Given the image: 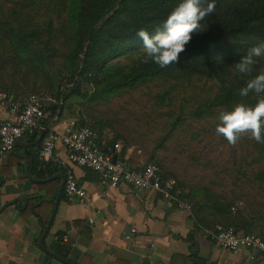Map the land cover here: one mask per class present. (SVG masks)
<instances>
[{
  "label": "trees",
  "instance_id": "trees-1",
  "mask_svg": "<svg viewBox=\"0 0 264 264\" xmlns=\"http://www.w3.org/2000/svg\"><path fill=\"white\" fill-rule=\"evenodd\" d=\"M180 2L0 0V90L16 96H22L18 93L22 91L42 93L45 98L55 99L58 104L51 107L50 118H53L60 103L65 107L72 96L89 101L123 90L141 87L151 90L156 86L159 90L152 106L167 109L172 128L186 119L199 121L207 113L231 110L237 103L254 105L257 101L254 93L241 97L239 91L246 87L247 80L264 72V56L256 58L250 76L237 74L233 65L251 47L264 41V0H203L205 5L214 2L215 10L200 22L199 32L193 34L178 62L165 68L140 63L143 44L137 32L144 29L154 33ZM120 57L129 58L130 62L112 63ZM197 83L207 84V95L199 103L188 106L183 100V90ZM85 86L94 88L93 96L83 91ZM78 124H84L80 115ZM94 125L99 126L98 132L92 129L100 136L107 124L95 121ZM44 132L47 133V127ZM32 137L35 141L37 134ZM120 138L115 134L104 143V149ZM251 143L253 161L264 164V144L253 139ZM126 148L123 145L121 154ZM255 179L264 181V167ZM36 185L42 188L45 182H36ZM175 190L192 201L191 212L205 228L232 226L237 232L253 233V216L243 215L240 207L231 210L235 196L228 199L214 192L204 194L203 188L191 187L185 191L179 183ZM34 198L37 202L30 205L35 212L41 197L29 199ZM30 205L26 210L31 209ZM199 213L202 214L200 221ZM210 215L214 220L207 221ZM194 254L191 252L186 260L193 261ZM78 264L85 263L81 260Z\"/></svg>",
  "mask_w": 264,
  "mask_h": 264
},
{
  "label": "crops",
  "instance_id": "crops-1",
  "mask_svg": "<svg viewBox=\"0 0 264 264\" xmlns=\"http://www.w3.org/2000/svg\"><path fill=\"white\" fill-rule=\"evenodd\" d=\"M18 93L23 96L29 91ZM69 101L65 107L63 104L60 119L50 118L51 107L58 102L51 98L45 101L43 124L47 133L79 126L74 100L71 97ZM9 116L7 109L0 107V122ZM63 121L67 122L64 127L59 125ZM100 137L107 142L108 135ZM34 142L32 135L25 136L12 151L0 155V264H66L38 246L60 184V179L52 176L65 174L66 168L44 160L39 154L40 143ZM122 148L115 156L127 166L145 164L132 147L127 146L124 154ZM55 153L65 157L60 144ZM72 172L86 190L87 205L62 191L43 245L73 264L81 260L85 264H264V256L251 258L247 249L223 250L209 240L207 228L192 212L167 205L151 192L126 184L104 188L95 172L79 166H73ZM36 182L45 185L39 188ZM37 195L41 204L34 212L32 205L37 199L29 198ZM29 205L31 209L26 210ZM191 252L194 258L188 261Z\"/></svg>",
  "mask_w": 264,
  "mask_h": 264
},
{
  "label": "rangeland",
  "instance_id": "rangeland-1",
  "mask_svg": "<svg viewBox=\"0 0 264 264\" xmlns=\"http://www.w3.org/2000/svg\"><path fill=\"white\" fill-rule=\"evenodd\" d=\"M115 62L126 65L130 59L120 57L112 61ZM205 87L208 88L207 84L197 83L184 89V102L193 106L204 100L208 90ZM158 90L156 86L151 90L141 87L89 101L72 96V103L83 125L98 132L95 121L106 122L100 136L108 135L109 141L119 134L120 148L132 147L143 163L156 164L164 176L175 178L185 191L193 187L205 189L204 194L214 192L228 199L235 196V204L242 202L240 212L254 218L252 232L264 236V181L255 179L264 164L253 161L252 138L245 135L235 145H229L215 132L217 112L207 113L199 121L186 119L172 128L167 109L152 106ZM83 91L91 96L94 88L85 86ZM201 216V213L197 215L199 221ZM208 220L214 219L210 215Z\"/></svg>",
  "mask_w": 264,
  "mask_h": 264
},
{
  "label": "built area",
  "instance_id": "built-area-1",
  "mask_svg": "<svg viewBox=\"0 0 264 264\" xmlns=\"http://www.w3.org/2000/svg\"><path fill=\"white\" fill-rule=\"evenodd\" d=\"M45 98L42 93H31L26 96H16L13 93L0 90V107L9 112V118L0 122V155L12 151L18 139L45 131ZM67 122H60L66 126ZM65 151L62 158L55 153L57 145ZM100 136L89 126H78L63 131L52 129L44 134L40 141L39 154L44 160L65 166V182L63 192L67 197L77 198L87 205L86 190L78 183L72 168L79 166L97 174L99 184L104 188H114L126 184L137 190L151 192L162 198L167 205L178 210L191 212V204L181 196L176 195L177 180L173 177H163L160 168L154 163H145L138 168H131L116 158L115 152L120 149L119 143L103 147ZM242 206L238 201L232 208L236 211ZM209 240L228 252H236L241 248L250 252V257L256 254L264 256V236L254 233L237 232L232 226L217 225L206 230Z\"/></svg>",
  "mask_w": 264,
  "mask_h": 264
},
{
  "label": "clouds",
  "instance_id": "clouds-1",
  "mask_svg": "<svg viewBox=\"0 0 264 264\" xmlns=\"http://www.w3.org/2000/svg\"><path fill=\"white\" fill-rule=\"evenodd\" d=\"M214 10V2L205 5L203 0H181L154 33L139 30L137 36L143 44L140 63H154L160 68L177 63L193 34L199 32L200 22ZM261 56H264V41L251 47L233 65L235 72L242 77L250 76L256 58ZM216 83L219 86V81ZM250 92L257 96L254 105L237 103L231 110L220 112L217 118L215 132L229 145H235L245 135H249L256 143L264 144V72L247 80L246 87L240 89L239 95L247 97Z\"/></svg>",
  "mask_w": 264,
  "mask_h": 264
},
{
  "label": "water",
  "instance_id": "water-1",
  "mask_svg": "<svg viewBox=\"0 0 264 264\" xmlns=\"http://www.w3.org/2000/svg\"><path fill=\"white\" fill-rule=\"evenodd\" d=\"M89 37H90V35L88 36V38H87L85 44L87 43ZM82 54H83V52L81 51L80 57L82 56ZM62 108H63V104L60 103V107H59V109H58V112H57V115H56V119H58V118L60 117L61 112H62ZM45 126H46V125H45ZM43 135H44V131H40V132H39V135H38V137H37V139L35 140V142H34L33 144H34V145L38 144V143L41 141ZM19 141H22V138H20V139H18V140L16 141L15 146L17 145V142H19ZM30 145H31V144H30ZM23 158H25V157L23 156ZM115 160H116V156L114 155V157H113V161H115ZM27 170H28V169L26 168V169H25L26 173H27ZM30 178H32V177H30ZM52 178H59V179H60V184H59V187H58L57 192H56V197H55V204H54V207H53V209H52V211H51V215H50L49 221H48L47 224L44 226V230H43V232H42V235L40 236V238H39V240H38V246H39L44 252H46V253H48L49 255L55 257L56 259L60 260L61 262L66 263V264H73V263H71V262L65 260L64 258L60 257L59 255L55 254L54 252H52L51 250H49L48 248H46V247L43 245V239H44V237H45V235H46V233H47V231H48V229H49V226H50L51 221L53 220V217H54V214H55V209H56L57 203H58L59 198H60V194H61L62 191H63V186H64V182H65V174H64V173H57V174L53 175ZM36 180H39V181H45V179H36ZM176 195H177V196L185 197V194L180 195L179 192H177Z\"/></svg>",
  "mask_w": 264,
  "mask_h": 264
}]
</instances>
